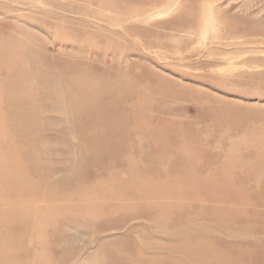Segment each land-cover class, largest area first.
<instances>
[{
  "label": "bare ground",
  "instance_id": "6f19581e",
  "mask_svg": "<svg viewBox=\"0 0 264 264\" xmlns=\"http://www.w3.org/2000/svg\"><path fill=\"white\" fill-rule=\"evenodd\" d=\"M29 47L0 46V136L12 141L0 157V264H71L81 252L84 264H264V227L226 174L236 162L254 168L240 159L254 143L264 169L263 135L230 140L222 173L202 163L208 138L189 140L160 116L161 95L135 109L132 91L75 66L69 76L44 69Z\"/></svg>",
  "mask_w": 264,
  "mask_h": 264
},
{
  "label": "rangeland",
  "instance_id": "374dc122",
  "mask_svg": "<svg viewBox=\"0 0 264 264\" xmlns=\"http://www.w3.org/2000/svg\"><path fill=\"white\" fill-rule=\"evenodd\" d=\"M0 46L11 55L36 47L44 69L63 68L69 76L75 75L70 67L75 66L105 87L132 91L135 109L150 110L154 93L161 95L164 103L158 97L154 102L159 109L165 106L160 116L173 121L189 140L208 138L202 163L214 159L222 173L228 168L222 164L230 140L240 137L248 146L247 135L263 139L264 0H0ZM74 135L73 144L78 142ZM11 143L0 136V157ZM254 155L240 158L254 168L242 169L236 162L226 174L241 192L238 204L254 206L246 213L254 226L263 228L264 169ZM115 232L109 233L120 236ZM85 254L71 264L83 261Z\"/></svg>",
  "mask_w": 264,
  "mask_h": 264
}]
</instances>
